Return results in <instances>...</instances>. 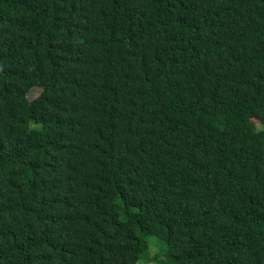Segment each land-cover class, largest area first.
Here are the masks:
<instances>
[{
    "label": "trees",
    "instance_id": "16d2710c",
    "mask_svg": "<svg viewBox=\"0 0 264 264\" xmlns=\"http://www.w3.org/2000/svg\"><path fill=\"white\" fill-rule=\"evenodd\" d=\"M147 263L264 264V0H0V264Z\"/></svg>",
    "mask_w": 264,
    "mask_h": 264
},
{
    "label": "rangeland",
    "instance_id": "374dc122",
    "mask_svg": "<svg viewBox=\"0 0 264 264\" xmlns=\"http://www.w3.org/2000/svg\"><path fill=\"white\" fill-rule=\"evenodd\" d=\"M41 91V87H39V86H35V87H33L32 89H31V91L29 92V97L30 98H34L35 96H37L38 95V93ZM158 240V239H157ZM156 240V238L155 237H150V242L152 243H154V242H156L157 241ZM152 243V244H153ZM154 246H151L150 247V251H151V253L153 254V253H155L156 252V248H159L158 247V245L156 244H153ZM148 264V263H147ZM149 264H151V263H149Z\"/></svg>",
    "mask_w": 264,
    "mask_h": 264
}]
</instances>
